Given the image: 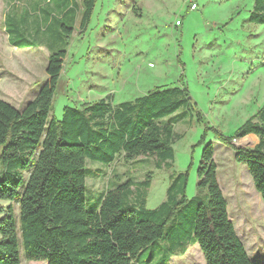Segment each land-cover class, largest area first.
I'll use <instances>...</instances> for the list:
<instances>
[{"label": "trees", "instance_id": "obj_1", "mask_svg": "<svg viewBox=\"0 0 264 264\" xmlns=\"http://www.w3.org/2000/svg\"><path fill=\"white\" fill-rule=\"evenodd\" d=\"M44 1L47 7L34 2L39 13L48 15L44 31L52 30L55 18L59 27L45 44L50 48L48 80L21 110L0 98V264H21L22 254L28 261L48 264H135L149 246L164 249L170 259L193 244L206 264H264L249 257L230 218L215 148L205 135L194 198L186 196L188 174L180 173L160 206L137 207L146 202L142 190L151 187L150 172L140 182L127 178L112 183L95 208H88V161L108 166L118 157L126 162L146 157L155 159V168L171 170L174 144L182 138L171 116L192 102L183 84L159 86L118 104L109 94L80 107L67 105L61 119L50 118L68 54L57 42L88 28L96 0H64L61 5ZM10 12L6 23L17 17ZM248 20L264 25V0L254 1ZM6 32L12 45L31 47L27 40H12L17 27L7 26ZM217 134L221 142L232 145L235 160L248 167L264 200V103L232 136ZM251 134L259 139L252 148L232 144ZM4 201H17L19 215Z\"/></svg>", "mask_w": 264, "mask_h": 264}, {"label": "rangeland", "instance_id": "obj_2", "mask_svg": "<svg viewBox=\"0 0 264 264\" xmlns=\"http://www.w3.org/2000/svg\"><path fill=\"white\" fill-rule=\"evenodd\" d=\"M37 1L47 7L44 0H0V98L20 110L48 80L50 48L45 44L51 31L59 28L55 18L52 30L44 31L48 15L34 7ZM62 1L53 0L56 5ZM254 1L96 0L88 28L82 33L76 30L65 42L56 40L68 54L50 118L61 119L67 105L80 107L109 94L113 104H118L159 86L183 84L192 102L171 116L177 122L175 130L182 134L174 144L171 170L155 168V159L146 157L133 162L118 157L108 166L88 161L90 210L112 183L127 178L140 182L150 172L154 175L151 187L142 190L146 202L137 207L160 206L180 173L188 174L186 196L194 198L205 135L215 148L219 182L237 233L249 257L264 261V200L248 167L235 160L232 145L221 142L217 134L232 136L264 103V25L248 20ZM24 10L29 13L23 15ZM9 12L17 17L6 23ZM7 26L18 28L11 32L13 41L27 40L31 47L12 45ZM258 140L251 134L232 144L252 148ZM2 173L0 162V180ZM28 174L24 173L25 180ZM2 204H12L19 215L17 201ZM21 264L48 262L28 261L22 254ZM135 264H206V260L197 244L170 259L164 249L149 246Z\"/></svg>", "mask_w": 264, "mask_h": 264}, {"label": "crops", "instance_id": "obj_3", "mask_svg": "<svg viewBox=\"0 0 264 264\" xmlns=\"http://www.w3.org/2000/svg\"><path fill=\"white\" fill-rule=\"evenodd\" d=\"M16 47V46H15ZM18 48V47H17ZM228 210H229V204H228ZM229 215H230V213H229ZM230 218H231V216H230ZM232 220V219H231ZM233 221V220H232Z\"/></svg>", "mask_w": 264, "mask_h": 264}]
</instances>
